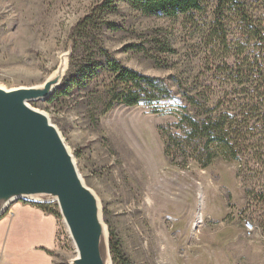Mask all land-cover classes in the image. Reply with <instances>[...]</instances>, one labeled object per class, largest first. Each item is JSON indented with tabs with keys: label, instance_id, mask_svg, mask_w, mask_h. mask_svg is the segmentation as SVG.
I'll use <instances>...</instances> for the list:
<instances>
[{
	"label": "rangeland",
	"instance_id": "obj_1",
	"mask_svg": "<svg viewBox=\"0 0 264 264\" xmlns=\"http://www.w3.org/2000/svg\"><path fill=\"white\" fill-rule=\"evenodd\" d=\"M98 1L0 0V86L43 83L68 52L72 25ZM240 1L261 21L258 1ZM111 19L121 28L104 32L102 39L123 65L145 75H173L183 86L201 79L209 57L201 38L205 28L198 33L181 20L144 16L126 6ZM231 19L229 39L242 40L240 21ZM164 43L172 50L160 51ZM129 44L144 51L127 50ZM29 105L60 132L84 184L99 199L107 230L131 264H264V216H249L253 208L236 177L237 163L217 159L200 168L169 161L157 127L173 117L140 104L94 121L76 94L59 105L43 100ZM55 218L51 256L54 264H69L75 249L61 217Z\"/></svg>",
	"mask_w": 264,
	"mask_h": 264
},
{
	"label": "trees",
	"instance_id": "obj_2",
	"mask_svg": "<svg viewBox=\"0 0 264 264\" xmlns=\"http://www.w3.org/2000/svg\"><path fill=\"white\" fill-rule=\"evenodd\" d=\"M262 8L264 0H256ZM121 6L141 15L181 20L198 33L208 57L204 70L183 86L173 75L155 77L123 65L104 45V32L120 26L111 17ZM236 17L243 39H229L226 26ZM250 17L240 0H100L69 31L68 69L47 104L59 105L76 94L94 121L118 107L144 104L153 113L173 117L160 124L163 154L185 167L190 162L206 168L217 159L235 161L251 212L264 216V26ZM127 50L143 52L138 44ZM171 51L168 43L159 45ZM59 217L51 204H32ZM55 205V204H54ZM248 207V208H249ZM2 217V216H1ZM264 227V222H260ZM109 233L112 264H131ZM51 255V252H48Z\"/></svg>",
	"mask_w": 264,
	"mask_h": 264
},
{
	"label": "water",
	"instance_id": "obj_3",
	"mask_svg": "<svg viewBox=\"0 0 264 264\" xmlns=\"http://www.w3.org/2000/svg\"><path fill=\"white\" fill-rule=\"evenodd\" d=\"M69 57L70 49L39 85L0 86V217L16 202L54 203L76 253L69 264H112L98 197L84 184L56 126L29 105L49 99Z\"/></svg>",
	"mask_w": 264,
	"mask_h": 264
},
{
	"label": "crops",
	"instance_id": "obj_4",
	"mask_svg": "<svg viewBox=\"0 0 264 264\" xmlns=\"http://www.w3.org/2000/svg\"><path fill=\"white\" fill-rule=\"evenodd\" d=\"M56 218L32 204H15L0 217V264H54Z\"/></svg>",
	"mask_w": 264,
	"mask_h": 264
},
{
	"label": "built area",
	"instance_id": "obj_5",
	"mask_svg": "<svg viewBox=\"0 0 264 264\" xmlns=\"http://www.w3.org/2000/svg\"><path fill=\"white\" fill-rule=\"evenodd\" d=\"M12 206H13V205H10V206L7 208L6 212L8 211V213H11V209L13 208ZM6 212H5V213H6ZM246 224H249V223H246Z\"/></svg>",
	"mask_w": 264,
	"mask_h": 264
}]
</instances>
